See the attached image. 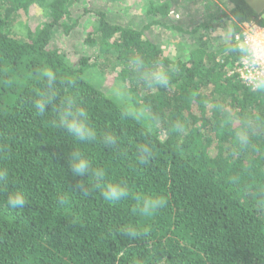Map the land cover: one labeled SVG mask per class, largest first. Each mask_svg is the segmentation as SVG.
Instances as JSON below:
<instances>
[{
  "label": "trees",
  "instance_id": "trees-1",
  "mask_svg": "<svg viewBox=\"0 0 264 264\" xmlns=\"http://www.w3.org/2000/svg\"><path fill=\"white\" fill-rule=\"evenodd\" d=\"M79 1L0 0V167L8 171L0 186V264H264V91L251 90L233 70L246 55L235 41L240 24L264 20L245 0H228V11H211L210 19L199 15L191 30L171 17L169 0H146L142 27L112 22L97 9L83 39L95 53L75 66L51 41L56 31L77 28ZM31 8L40 17L31 18ZM225 19L228 40L202 38V29ZM158 25L194 36L186 57H171L147 37L145 29ZM136 56L175 68L170 86L148 89L130 67ZM42 70L75 80L62 94L82 102L98 134L114 132L118 150L99 140L79 144L52 126L51 111L36 113ZM107 72L130 101L114 87L103 91ZM134 104L150 109L153 126L122 114ZM139 143L153 150L147 163L136 159ZM73 147L105 169L108 182H124L130 196L111 203L86 177H73ZM16 189L27 196L22 209L6 203ZM157 195L165 203L154 214L136 211L137 196ZM129 223L146 231L129 237L120 230Z\"/></svg>",
  "mask_w": 264,
  "mask_h": 264
},
{
  "label": "clouds",
  "instance_id": "clouds-1",
  "mask_svg": "<svg viewBox=\"0 0 264 264\" xmlns=\"http://www.w3.org/2000/svg\"><path fill=\"white\" fill-rule=\"evenodd\" d=\"M254 62L264 63L260 57L253 58ZM130 67L139 78L146 84L148 89L156 87H169L171 83V72L175 68H165L161 63L147 64L143 58L136 56L130 60ZM40 80L45 87L36 93L32 100V107L39 115H45L49 111L53 114L51 124L54 128L63 130L73 141L79 144L95 143L97 140L105 147L118 150L120 139L114 132H104L98 134L89 119V113L72 94H62V89H71L75 85L74 79H61L52 70H42ZM63 87L57 88V82ZM251 90L255 92L264 91V70L256 71L248 81ZM115 95L130 101L132 94L123 86H118ZM134 111H125L122 114L131 117L138 123L147 121L153 126L155 117L151 114L147 106L133 105ZM47 109V111H46ZM177 127H180L177 124ZM237 141L240 145L247 143L248 137L245 132H237ZM138 162L147 163L153 156V150L147 143H139L136 146ZM68 169L73 177L85 178L89 181L91 190L98 191L105 201L116 203L130 196L128 186L122 182H108L106 171L100 167H93L92 160L78 147H73L67 160ZM8 180V171L0 167V186ZM141 203L137 205L136 211L140 215H152L165 203V197L157 195L145 199L137 196ZM27 202V196L21 189L10 191L7 195V206L10 209H22ZM129 237L140 235L142 230L140 225L125 224L121 229Z\"/></svg>",
  "mask_w": 264,
  "mask_h": 264
},
{
  "label": "rangeland",
  "instance_id": "rangeland-1",
  "mask_svg": "<svg viewBox=\"0 0 264 264\" xmlns=\"http://www.w3.org/2000/svg\"><path fill=\"white\" fill-rule=\"evenodd\" d=\"M169 1L173 3L170 12L171 17L177 19L179 24L190 30L198 24L197 22H199V20L197 18L199 15L204 14L207 19H210V13L214 10L215 12L218 9L228 11L230 6L228 0ZM145 3L146 0H80L73 6L74 15L79 17V25L67 35L62 34L59 30L56 31L51 41V46L59 48L65 57L76 66L82 56L92 57L95 53L94 47L83 42L85 31L92 25L90 19L92 18L93 11L101 9L112 22H119L124 26L142 27L146 23L144 12ZM85 9H87V12ZM174 10H178L179 15L176 14ZM39 13L40 12L36 11L35 8L29 10L31 18L40 17ZM166 21L170 23L172 20L168 18ZM202 23L207 22L205 21ZM230 25V19L215 21L210 28L202 29V38H208L209 42H223L225 37L226 41L229 38ZM17 31L21 32L19 29H17ZM145 34L148 38L157 42L164 52L171 57L180 54L182 57H186L192 47L193 40H195L192 34H172L171 29H166L161 25L145 29ZM118 86H121V83L115 82L113 74L109 72L105 73V78L101 85L103 91H107L110 87H114L112 92L115 93Z\"/></svg>",
  "mask_w": 264,
  "mask_h": 264
},
{
  "label": "built area",
  "instance_id": "built-area-1",
  "mask_svg": "<svg viewBox=\"0 0 264 264\" xmlns=\"http://www.w3.org/2000/svg\"><path fill=\"white\" fill-rule=\"evenodd\" d=\"M235 41L245 49L246 55L236 62L233 70L249 86L248 81L252 74L264 70V63L253 60L260 57L264 61V25L254 20L241 23L240 30L235 35Z\"/></svg>",
  "mask_w": 264,
  "mask_h": 264
},
{
  "label": "water",
  "instance_id": "water-1",
  "mask_svg": "<svg viewBox=\"0 0 264 264\" xmlns=\"http://www.w3.org/2000/svg\"><path fill=\"white\" fill-rule=\"evenodd\" d=\"M248 5L256 12H261V18L264 20V0H245Z\"/></svg>",
  "mask_w": 264,
  "mask_h": 264
},
{
  "label": "flooded vegetation",
  "instance_id": "flooded-vegetation-1",
  "mask_svg": "<svg viewBox=\"0 0 264 264\" xmlns=\"http://www.w3.org/2000/svg\"><path fill=\"white\" fill-rule=\"evenodd\" d=\"M264 10V9H263ZM253 11L258 15V17H260L261 18V12L259 13V12H256L254 9H253Z\"/></svg>",
  "mask_w": 264,
  "mask_h": 264
}]
</instances>
